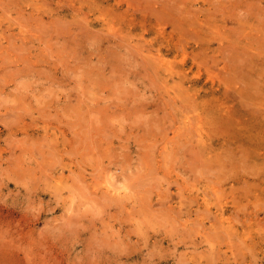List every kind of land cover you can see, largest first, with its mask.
Wrapping results in <instances>:
<instances>
[{"label": "rangeland", "instance_id": "374dc122", "mask_svg": "<svg viewBox=\"0 0 264 264\" xmlns=\"http://www.w3.org/2000/svg\"><path fill=\"white\" fill-rule=\"evenodd\" d=\"M263 180L264 0H0V264H264Z\"/></svg>", "mask_w": 264, "mask_h": 264}, {"label": "bare ground", "instance_id": "6f19581e", "mask_svg": "<svg viewBox=\"0 0 264 264\" xmlns=\"http://www.w3.org/2000/svg\"><path fill=\"white\" fill-rule=\"evenodd\" d=\"M233 43H234V42H233ZM258 43H260V42H258ZM230 45H231V44H230ZM230 45H229V48L231 47ZM249 46H250V45H249ZM249 46H248V47H249ZM233 47H234V46H233ZM245 48H246V47H245ZM230 49H231V48H230ZM234 49H236V48H234ZM234 49L232 48V53H233V50H234ZM242 50H243V49H242ZM242 50H240V53L242 52ZM248 50H249V49H248ZM251 50H252V49H251ZM234 51H235V50H234ZM243 51H244V50H243ZM238 52H239V51H238ZM146 53H147V52H146ZM242 53L244 54V52H242ZM242 53H241V54H242ZM245 53H246V52H245ZM249 53H250V52H249ZM229 54H230V53H229ZM247 54H248V53H247ZM234 55H235V54H234ZM235 56H236V55H235ZM235 56H234V57H235ZM241 56H242V55H241ZM251 56H252V54H251ZM229 57L234 58L232 54H231V56H229ZM238 57H239V56H238ZM238 57H237V59H238ZM244 57H245V56H244ZM244 57H243V60H244V59L247 60V59L244 58ZM249 57H250V54H249ZM225 59H226L228 62H231V61H232V60L229 61L226 57H225ZM225 59H224V60H225ZM237 59H236V61H237ZM241 60H242V59H241ZM241 60L239 61L240 63H242ZM243 60H242V61H243ZM225 62H226V61H225ZM237 62H238V61H237ZM239 62H238V63H239ZM234 63H235V62H234ZM242 64H243V63H242ZM229 65H230V63H229ZM231 65H232V64H231ZM239 66H240V65H238V67H239ZM241 66H242V65H241ZM244 66H245V65H244ZM234 68H235V67H234ZM239 68H240V67H239ZM237 69H238V68H237ZM241 69H242V68H240V70H241ZM227 73H228V72H227ZM245 73H246V72H245ZM222 74H223V73H222ZM248 74H249V73H248ZM229 75H230V74H229ZM247 76H249V75H247ZM256 76H257V75H256ZM249 78H250V77H249ZM250 80H251V79H250ZM252 82H253V81H252ZM258 82H259V81H258ZM255 83H256V81H255ZM257 84H258V83H257ZM257 84H256V85H257ZM230 86H231V85H230ZM249 86H250V85H249ZM256 88H257V87H256ZM256 92H257V91H256ZM259 93H260V92H259ZM241 95H242V94H241ZM241 97H242V96H241ZM249 98H250V97H249ZM244 99H245V98H244ZM243 103H244V102H243ZM247 104H248V103H247ZM246 107H247V106H246ZM250 107L253 108L254 106L252 107V105L249 104V107H248V108H250ZM246 109H247V108H246ZM259 110H260V109H259ZM250 111H251V110H250ZM253 111H254V110H253ZM255 111H256V110H255ZM231 112H232V111H231ZM260 112H261V111H260ZM227 113H228V112H227ZM255 113H258V112H255ZM261 113H262V112H261ZM261 113H260V114H261ZM262 114H263V113H262ZM235 116H236V115H235ZM189 118H190V117H189ZM190 119H191V121H192V118H190ZM205 119H206V118H205ZM210 120H211V118H210ZM194 122H195V121L193 120V123H192L191 126H193ZM196 123H197V122H196ZM195 125H196V124H195ZM195 125H194V126H195ZM217 125H218V124H217ZM191 126L189 127V130H190ZM245 126H246V125H245ZM213 127H214V126H213ZM193 128H194V127H193ZM189 130H188V131H189ZM191 130H192V129H191ZM193 131H195V130L193 129ZM189 132H190V131H189ZM191 132H192V131H191ZM195 132H196V131H195ZM197 132H198V131H197ZM197 132H196V133H197ZM193 133H194V132H193ZM196 133H195V134H196ZM196 135H197V134H196ZM197 136H198V135H197ZM210 136H211V135H210ZM201 137H203L202 134H201ZM173 138H174V137H173ZM175 138H177V136H176ZM210 138H211V137H210ZM189 142H190V141H189ZM206 144H208V143L206 142ZM192 148H193V147H192ZM193 149H194V148H193ZM195 149H196V147H195ZM198 150H199V149H198ZM226 150H228V149H226ZM226 152H227V151H226ZM239 152H240V151H239ZM197 153H198V152H197ZM224 153H225V152H223V154H224ZM195 154H196V153H195ZM221 154H222V153H221ZM226 154H227V153H226ZM197 155H198V154H197ZM200 155H201V153H200ZM224 155H225V154H224ZM201 156H202V155H201ZM213 156H214V155H213ZM215 156H216V155H215ZM242 156H243V155H242ZM244 156H245V155H244ZM198 157H199V155H198ZM201 158H202V157H201ZM201 158H200V159H201ZM244 158H245V157H244ZM247 160H248V159H247ZM209 161H210V160H209ZM216 162H217V160H216ZM243 162H244V161H243ZM245 163H248V162H245ZM218 164H220V163H218ZM221 164H222V163H221ZM228 164H230V163H228ZM242 165H243V164H242ZM222 166H223V165H222ZM229 166H230V165H229ZM250 166H251V165H250ZM216 167H217V166H216ZM230 167H231V166H230ZM230 167H229V169H230ZM244 167H245V166H244ZM223 168H224V166H223ZM241 168H242V167H241ZM241 168H240V169H241ZM225 169H226V167H225ZM242 169H243V168H242ZM249 169H251V167H250V168L247 167L246 171L249 170ZM243 170H244V169H243ZM243 170H242V173H243ZM233 171H234V170H233ZM244 171H245V170H244ZM251 171H252V170H251ZM219 172H220V171H219ZM231 172H232V171H231ZM229 173H230V172H229ZM254 173H255V172H254ZM258 173H259V172H258ZM258 173L256 174V176L258 175ZM218 174H219V173H218ZM247 174H248V173H247ZM113 176H114V175H113ZM218 177H219V175H218ZM248 177H249V176H248ZM254 177H255V176H254ZM263 182H264V180H263ZM255 183H256V182H255ZM244 184H246V183H244ZM252 184H254V183H252ZM247 185H248V184H247ZM254 185H255V184H254ZM114 187H115V189L118 188V187H116V186H114ZM181 189H183V188H181ZM181 189H180V190H181ZM233 189H234V188H233ZM118 190H120V189H118ZM216 191H217V190H216ZM234 191H235V190H234ZM217 192H218V191H217ZM220 192H221V191H220ZM215 193H216V192H215ZM180 194L182 195V193H180ZM183 194H184V193H183ZM215 197H216V196H215ZM180 199H181V198H180ZM170 201H171V200H170ZM170 201H169V202H170ZM181 201H183V200L181 199ZM220 201H221V200H220ZM236 201H237V200H236ZM170 203H171V202H170ZM164 205H165V203H164ZM168 206H169V205H168ZM170 207H171V206H170ZM171 209H172V208H171ZM173 209H174V208H173ZM216 209H217V208H216ZM239 209H240V208H239ZM236 210H237V209H236ZM232 217H233V216H232ZM223 220H225V219H223ZM216 227H219V226L216 225ZM225 228H226V227H225ZM220 230H222V228H220ZM213 231H214V230H213ZM216 231H217V230H216ZM217 232H218V231H217ZM231 232H232V231H231ZM246 246H247V245H246Z\"/></svg>", "mask_w": 264, "mask_h": 264}]
</instances>
